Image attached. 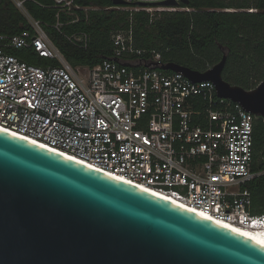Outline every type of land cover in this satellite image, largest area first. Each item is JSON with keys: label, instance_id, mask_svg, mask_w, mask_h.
<instances>
[{"label": "built area", "instance_id": "1", "mask_svg": "<svg viewBox=\"0 0 264 264\" xmlns=\"http://www.w3.org/2000/svg\"><path fill=\"white\" fill-rule=\"evenodd\" d=\"M125 1L150 12L179 8L161 5L166 0ZM55 3L69 8L72 0ZM33 27L34 34L0 36L7 39L0 44L1 128L217 220L264 227L246 187L260 174L252 169L253 113L219 97L212 81L167 73L155 51L140 58L146 50L134 46L130 32L114 36V59L75 68L38 21ZM4 45L32 46L61 65L29 64Z\"/></svg>", "mask_w": 264, "mask_h": 264}, {"label": "water", "instance_id": "2", "mask_svg": "<svg viewBox=\"0 0 264 264\" xmlns=\"http://www.w3.org/2000/svg\"><path fill=\"white\" fill-rule=\"evenodd\" d=\"M126 5L125 0H113ZM187 0H166L178 6ZM227 54L206 71L219 97L264 120V79L223 78ZM158 64L147 63L146 66ZM0 264H264V246L157 194L0 129Z\"/></svg>", "mask_w": 264, "mask_h": 264}, {"label": "trees", "instance_id": "3", "mask_svg": "<svg viewBox=\"0 0 264 264\" xmlns=\"http://www.w3.org/2000/svg\"><path fill=\"white\" fill-rule=\"evenodd\" d=\"M18 1L22 7L17 0H0V36L34 34L33 21H38L75 68H92L114 59V36L130 32L134 46L146 50L140 56L144 60L153 58L155 51L162 63L206 71L226 53V81L252 89L264 79V0H187L176 10L156 12L115 5L113 0H72L69 8L56 5L55 0ZM6 40L0 38V44ZM4 49L29 64L61 65L32 46L4 45ZM253 149L252 169L260 174L246 187L252 196V213L264 214V120L257 116Z\"/></svg>", "mask_w": 264, "mask_h": 264}, {"label": "bare ground", "instance_id": "4", "mask_svg": "<svg viewBox=\"0 0 264 264\" xmlns=\"http://www.w3.org/2000/svg\"><path fill=\"white\" fill-rule=\"evenodd\" d=\"M0 129L5 130V129L1 128V127H0ZM6 131H7V130H6ZM13 134H15V133H13ZM15 135L27 139L26 137H23V136H21V135H18V134H15ZM27 140H29V139H27ZM30 141H31V140H30ZM32 142L36 143L35 141H32ZM37 144H38V143H37ZM46 148H48V147H46ZM51 150H52V149H51ZM53 150H54V149H53ZM54 151H56V150H54ZM56 152H59V151H56ZM59 153H60V154H63L64 156H67V157H69V158H71V159H73V160H76V161H78V162H81V163H83V164H85V165L91 166V165H89L88 163L83 162V161H81V160H79V159H77V158H75V157H71V156H69V155H67V154H65V153H62V152H59ZM91 167H92V166H91ZM98 170H99V169H98ZM100 171H101V170H100ZM102 172H103V171H102ZM107 174H110V173H107ZM110 175H112V174H110ZM112 176H114V175H112ZM118 178H119V177H118ZM120 179H122V178H120ZM122 180H124V181H126V182H129V183H131V184H134V185H136V186H138V187H140V188H143V189H145V190H147V191H149V192H152V193H154V194H157L158 196H161V197H163V198H165V199H167V200H169V201H171V202H174L175 204H178V205H180V206H183V207H185V208H187V209H189V210H191V211H193V212H196L197 214H200V215H202V216H204V217H206V218H209V219H211V220H213V221H215V222H217V223H219V224H222V225H224V226H226V227H228V228H231V229L236 230V231H238V232H240V233H243V234H245V235H247V236H250L252 239H254L255 241H257L258 243H260L261 245L264 246V227H261V228H260V227H257V228H251V227L240 226V225H237V224H234V223H230V222H225V221L217 220V219H215L214 217H212V216H210V215H207L206 213H204L203 211H201V210H199V209H197V208H194V207L188 206V205H186V204H184V203L178 201L177 199L173 198V197L170 196V195H167V194L162 193V192H160V191H157V190H155V189H152V188L146 187V186H144V185H140V184H137V183H134V182H131V181H127V180H125V179H122Z\"/></svg>", "mask_w": 264, "mask_h": 264}, {"label": "flooded vegetation", "instance_id": "5", "mask_svg": "<svg viewBox=\"0 0 264 264\" xmlns=\"http://www.w3.org/2000/svg\"><path fill=\"white\" fill-rule=\"evenodd\" d=\"M256 117V116H255Z\"/></svg>", "mask_w": 264, "mask_h": 264}]
</instances>
